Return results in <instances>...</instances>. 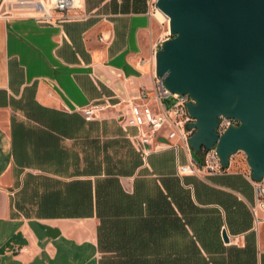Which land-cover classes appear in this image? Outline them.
<instances>
[{
    "label": "crops",
    "instance_id": "crops-1",
    "mask_svg": "<svg viewBox=\"0 0 264 264\" xmlns=\"http://www.w3.org/2000/svg\"><path fill=\"white\" fill-rule=\"evenodd\" d=\"M154 1L78 0L53 25L0 16V264H264L247 166L205 172L129 125L131 105L155 108L171 38ZM94 102L108 107L87 121Z\"/></svg>",
    "mask_w": 264,
    "mask_h": 264
},
{
    "label": "water",
    "instance_id": "water-1",
    "mask_svg": "<svg viewBox=\"0 0 264 264\" xmlns=\"http://www.w3.org/2000/svg\"><path fill=\"white\" fill-rule=\"evenodd\" d=\"M171 38L156 52V77L188 94L195 154L215 148L223 167L244 153L251 179L264 178V0H156ZM5 7L0 9L4 14ZM237 120L221 136L219 118ZM56 233L49 230L47 234ZM222 239L228 243L225 232Z\"/></svg>",
    "mask_w": 264,
    "mask_h": 264
},
{
    "label": "built area",
    "instance_id": "built-area-1",
    "mask_svg": "<svg viewBox=\"0 0 264 264\" xmlns=\"http://www.w3.org/2000/svg\"><path fill=\"white\" fill-rule=\"evenodd\" d=\"M77 1L2 0L0 9L4 6L5 12L0 16L11 15L10 12L13 9L41 23L51 25L61 24L71 19L68 11L77 7ZM155 3L156 0L154 1L153 9L154 11H158ZM53 13L56 15H53ZM155 93V108L146 104L131 105L132 116L129 125L144 131L140 135L139 144H147L149 138L156 137L166 139L173 147L181 145L189 149L188 140L195 131L194 128H189V125L195 123V120L189 115L187 106L190 103H194V101L188 94L178 95L169 92L157 77H155ZM146 97V93L143 92L139 96V100L144 101ZM167 99L172 103L170 107L164 104V101ZM106 107H108L107 104L94 102L82 108L79 112L85 120L89 121L97 118L98 113ZM238 126L239 122L237 120L220 117L216 132L221 136L229 127ZM202 155L205 172L211 174L227 172L229 166L227 168L222 166L215 148L206 153H202ZM182 171H188V169L182 168ZM248 179L255 191V203L251 211L255 217V226L257 227L260 223L264 222V178L259 182H255L251 179L249 172ZM258 212L263 214L262 217H258ZM15 252H18V250Z\"/></svg>",
    "mask_w": 264,
    "mask_h": 264
},
{
    "label": "rangeland",
    "instance_id": "rangeland-1",
    "mask_svg": "<svg viewBox=\"0 0 264 264\" xmlns=\"http://www.w3.org/2000/svg\"><path fill=\"white\" fill-rule=\"evenodd\" d=\"M1 4H2V1H1V3H0V6H1ZM161 15L164 17V15H163L162 13H161ZM164 19H165V17H164ZM166 24H167V23H166ZM164 104H165L167 107H170L172 103H171V101H170L169 99H167V100L164 101ZM231 159H235L237 162H239V163H244V164L247 166V158H246V156L244 155V153H242V152H238V153H236L235 155H233V156L231 157ZM247 168H248V166H247ZM259 232H260V234H262L263 237H264V224L260 226V228H259Z\"/></svg>",
    "mask_w": 264,
    "mask_h": 264
},
{
    "label": "bare ground",
    "instance_id": "bare-ground-1",
    "mask_svg": "<svg viewBox=\"0 0 264 264\" xmlns=\"http://www.w3.org/2000/svg\"><path fill=\"white\" fill-rule=\"evenodd\" d=\"M165 17V16H164Z\"/></svg>",
    "mask_w": 264,
    "mask_h": 264
}]
</instances>
